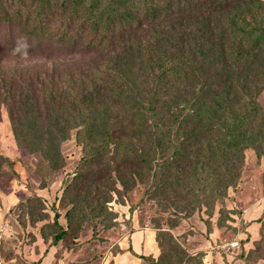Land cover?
Wrapping results in <instances>:
<instances>
[{"label":"trees","instance_id":"16d2710c","mask_svg":"<svg viewBox=\"0 0 264 264\" xmlns=\"http://www.w3.org/2000/svg\"><path fill=\"white\" fill-rule=\"evenodd\" d=\"M0 38L12 51L26 40L28 52L107 54L63 75L0 76V110L47 174L62 166L72 130L85 150L78 183L101 185L107 173L124 192L197 166L220 170L217 190L226 192L245 149L264 156V0H0ZM204 140L217 144L202 164ZM5 175L15 171L0 152ZM92 181L86 200L98 192ZM57 218L55 240L66 232Z\"/></svg>","mask_w":264,"mask_h":264},{"label":"rangeland","instance_id":"374dc122","mask_svg":"<svg viewBox=\"0 0 264 264\" xmlns=\"http://www.w3.org/2000/svg\"><path fill=\"white\" fill-rule=\"evenodd\" d=\"M4 44L0 38V76L7 77L63 75L107 55L34 50L24 58ZM258 99L264 109V92ZM0 111V152L15 171L0 177V264H157L160 253L161 264H264V156L253 148L244 150L240 176L226 192L222 172L205 166L193 176L175 167L157 188L141 182L124 192L107 173L101 185L100 177L78 183L85 150L76 130L61 143L62 166L47 174L37 154L18 147L6 106ZM214 144L202 142V164ZM91 179L98 192L91 197V187L86 200ZM55 213L66 229L57 240Z\"/></svg>","mask_w":264,"mask_h":264},{"label":"clouds","instance_id":"9594fccd","mask_svg":"<svg viewBox=\"0 0 264 264\" xmlns=\"http://www.w3.org/2000/svg\"><path fill=\"white\" fill-rule=\"evenodd\" d=\"M29 45L25 40L23 43H18L17 47L13 49V54H20L22 57L26 58L28 56Z\"/></svg>","mask_w":264,"mask_h":264},{"label":"crops","instance_id":"0c3cea01","mask_svg":"<svg viewBox=\"0 0 264 264\" xmlns=\"http://www.w3.org/2000/svg\"><path fill=\"white\" fill-rule=\"evenodd\" d=\"M149 241V240H148Z\"/></svg>","mask_w":264,"mask_h":264}]
</instances>
